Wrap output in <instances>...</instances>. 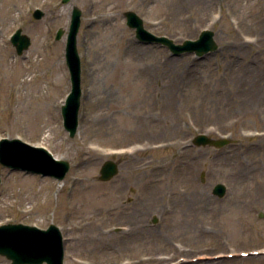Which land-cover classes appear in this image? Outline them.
I'll list each match as a JSON object with an SVG mask.
<instances>
[{
  "label": "rangeland",
  "instance_id": "obj_1",
  "mask_svg": "<svg viewBox=\"0 0 264 264\" xmlns=\"http://www.w3.org/2000/svg\"><path fill=\"white\" fill-rule=\"evenodd\" d=\"M74 7L81 94L70 138L60 109ZM125 11L177 44L212 31L218 49L199 58L141 43ZM18 29L31 39L22 55L10 41ZM198 134L231 142L191 145ZM0 138L69 162L61 180L0 164V226L56 225L64 264H264L240 256L264 252V0H0ZM106 160L118 174L99 181Z\"/></svg>",
  "mask_w": 264,
  "mask_h": 264
},
{
  "label": "water",
  "instance_id": "obj_2",
  "mask_svg": "<svg viewBox=\"0 0 264 264\" xmlns=\"http://www.w3.org/2000/svg\"><path fill=\"white\" fill-rule=\"evenodd\" d=\"M64 3L68 0H62ZM43 13L34 12V17L40 19ZM81 11L74 7L71 14L69 32L65 46L66 65L69 69L71 92L61 107L63 127L73 138L78 127V111L80 106V60L77 53V32L80 26ZM127 25L135 29L136 38L142 43H159L165 45L175 55L195 53L199 57L217 50L213 40V33L203 31L195 41L186 40L182 44H174L165 36H156L144 29L143 21L136 13H124ZM63 35L60 29L55 39ZM12 43L18 55L22 54L30 45V39L17 30L12 37ZM228 140H212L204 135L193 139L197 146L222 147ZM0 163L15 170L50 176L61 180L69 169V163L56 160L46 149L34 147L19 139L0 140ZM118 172L117 165L108 160L103 163L97 177L100 181H108ZM203 179V177H202ZM226 193L225 185L218 183L212 189V194L222 198ZM0 255L11 260V264H63L64 248L59 229L51 224L47 229L23 224H8L0 226Z\"/></svg>",
  "mask_w": 264,
  "mask_h": 264
},
{
  "label": "bare ground",
  "instance_id": "obj_3",
  "mask_svg": "<svg viewBox=\"0 0 264 264\" xmlns=\"http://www.w3.org/2000/svg\"><path fill=\"white\" fill-rule=\"evenodd\" d=\"M3 3H5V2H7V1H9V0H1Z\"/></svg>",
  "mask_w": 264,
  "mask_h": 264
}]
</instances>
